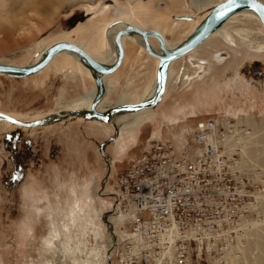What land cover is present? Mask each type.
<instances>
[{
  "label": "rangeland",
  "instance_id": "obj_1",
  "mask_svg": "<svg viewBox=\"0 0 264 264\" xmlns=\"http://www.w3.org/2000/svg\"><path fill=\"white\" fill-rule=\"evenodd\" d=\"M26 2L0 5V24L11 17L24 27L13 32L16 44L0 48L2 63H32L62 39L107 61L108 22L118 17L160 30L174 47L207 11H195L189 0H72L37 11ZM176 15L193 19L175 20ZM124 46L120 66L104 75L102 108L135 102L153 89L156 58L133 40ZM168 68L160 101L123 113L118 126L75 116L21 127L0 117V264H120L125 231L110 183L153 138L171 139L182 150L201 118L230 119L234 157L243 170L264 178V26L258 19L235 14ZM95 89L90 70L63 51L32 75L0 74V112L30 121L87 107ZM252 202L237 256L225 250L220 260L193 258V264H264V189ZM128 226L124 222L126 231Z\"/></svg>",
  "mask_w": 264,
  "mask_h": 264
},
{
  "label": "built area",
  "instance_id": "obj_2",
  "mask_svg": "<svg viewBox=\"0 0 264 264\" xmlns=\"http://www.w3.org/2000/svg\"><path fill=\"white\" fill-rule=\"evenodd\" d=\"M231 128L226 117L201 118L182 150L153 138L115 176L110 195L125 231L120 264H193L220 260L225 250L237 256L264 178L240 167Z\"/></svg>",
  "mask_w": 264,
  "mask_h": 264
},
{
  "label": "water",
  "instance_id": "obj_3",
  "mask_svg": "<svg viewBox=\"0 0 264 264\" xmlns=\"http://www.w3.org/2000/svg\"><path fill=\"white\" fill-rule=\"evenodd\" d=\"M247 9L252 10L264 25V4L260 0H223L211 7L207 15H205L200 20V22L192 29V31L183 39V41L171 49H167L164 46L163 38L158 32L142 30L138 27L126 24L125 27L120 29L116 34V55L114 61L110 64L102 63L94 59L83 48L72 42L64 40L57 41L45 48L42 54L39 55L38 60L34 63H28L25 65L0 63V73H5L15 77H24L32 75L35 72L41 70L56 53L68 51L79 57L83 65H85V67L90 70L96 88L95 94L90 103V107L87 110H59L50 115L30 121H22L3 112H0V117L21 127L40 126L60 120L61 118L75 116L84 117L86 119H95L100 122H111V117H113L115 114L133 112L142 108L153 107L160 101L162 97L169 63L199 45L210 33L221 26V24L229 16L236 12ZM129 33L142 36L148 52L158 59L154 93L151 97L136 103H123L109 107L106 110H97L96 105L101 101L105 93L102 77L103 75L115 71L119 66L123 57V50L119 38L122 34ZM149 34H153L158 37L161 53H156L149 48V45L146 41V36Z\"/></svg>",
  "mask_w": 264,
  "mask_h": 264
},
{
  "label": "bare ground",
  "instance_id": "obj_4",
  "mask_svg": "<svg viewBox=\"0 0 264 264\" xmlns=\"http://www.w3.org/2000/svg\"><path fill=\"white\" fill-rule=\"evenodd\" d=\"M6 1H8V0H0V5L1 6H6L7 5V3H6ZM12 1V0H11ZM25 1H28V2H26V4L29 6H36L34 9H36V11L38 10V8L41 6V5H44L45 6V8L46 9H49V8H51L52 9V6L53 7H55V6H57L58 5V7H60L61 5H63L64 3H67V2H71L72 0H25ZM190 1V3H191V5H192V7L194 8V10L195 11H201L202 9H207V11L202 15V17H201V19L205 16V15H207V13L209 12V10H210V8L211 7H213L215 4H217V3H219V2H221V1H223V0H189ZM262 1H264V0H262ZM261 1V2H262ZM12 3V2H11ZM38 4V5H37ZM264 4V3H263ZM37 6H39V7H37ZM32 8V7H31ZM24 11V10H23ZM32 11H34V10H32ZM22 12V11H21ZM35 12V11H34ZM239 12H241V11H239ZM239 12H236V13H234V14H232L231 16H229L222 24H221V26H219L216 30H219V28L220 27H222L224 24H225V22L230 18V17H233L235 14H238ZM242 12L243 13H249V14H252L253 16H255L257 19H258V21L263 25V23L260 21V19L258 18V16L252 11V10H242ZM5 13V12H4ZM3 13V14H4ZM17 14V13H16ZM20 14V13H19ZM18 14V15H19ZM21 15V14H20ZM25 17V16H24ZM8 17H6L5 19H7ZM17 19H19V18H17ZM24 19V18H23ZM118 19H120V18H118ZM200 19V20H201ZM4 20V19H3ZM8 21L7 22H9V24H5L4 22V24H0V42H2V43H0L1 45H0V48H2L3 46L4 47H10V46H13L14 44H16L17 43V41H12L13 40V32L16 30V29H18L19 30V28H21V29H24V27L22 26L23 25V23H20L21 22V20H20V22H17V23H13V21H12V19H11V17L9 18V19H7ZM200 20L198 21V23L200 22ZM5 21V20H4ZM17 21V20H16ZM19 21V20H18ZM128 24V23H130V22H128V21H125V23L124 24H115V25H113V26H111L108 30H107V36H109L110 38L112 37V41H110V44H111V47H112V57L109 59V60H107V61H100V60H98V61H100V62H102V63H106V64H110V63H112L113 61H114V59H115V50H114V48H113V38H114V34L116 33V31L119 29V28H121V27H124V25L125 24ZM174 23H176V22H174ZM190 23V22H189ZM197 23V24H198ZM196 24V25H197ZM195 25V26H196ZM264 26V25H263ZM215 30V31H216ZM25 31V30H24ZM215 31H213V32H215ZM17 33V32H16ZM211 34V33H210ZM209 34V35H210ZM208 35V36H209ZM164 37V36H163ZM122 41L123 40H127V39H130V40H133V41H135L137 44H139V45H141V40H140V36L138 35V34H134V33H132V34H130V35H124V36H122ZM165 39V38H164ZM148 41H149V43L151 44V46H152V48L153 49H155L154 51L156 52V53H161V50H159V45H158V41H154L153 40V37H149L148 38ZM165 41V47L167 48V49H171V48H174V47H167V43H166V39L164 40ZM183 40H181L179 43H181ZM55 43V42H54ZM178 43V44H179ZM53 44V43H52ZM177 44V45H178ZM176 45V46H177ZM142 46V45H141ZM47 48V47H46ZM45 49V48H44ZM44 49L42 50V52L44 51ZM158 51V52H157ZM61 52H63V51H61ZM64 52H67V53H69L70 55H72L73 57H75L76 59H78L79 60V58L75 55V54H73V53H71V52H68V51H64ZM59 53V52H58ZM42 54V53H41ZM40 54V55H41ZM57 54V53H56ZM55 54V55H56ZM54 55V56H55ZM91 56V55H90ZM92 57V56H91ZM153 57V56H152ZM94 58V57H93ZM157 58V57H156ZM37 60H38V58H37ZM36 60V61H37ZM36 61H34V62H36ZM34 62H32V63H34ZM0 63H2V62H0ZM157 63V62H156ZM157 65V64H156ZM169 65H170V63H169ZM168 65V66H169ZM199 67H201V65H198ZM169 69V68H168ZM168 69H167V71H168ZM38 72V71H37ZM36 73V72H35ZM168 73V72H167ZM0 74H5V73H0ZM104 75H103V77H102V79H103V84H104ZM167 77H168V74H167V76H166V80H167ZM94 80V79H93ZM165 85H166V83H165ZM165 87L166 86H164V90H163V94H165ZM96 90V89H95ZM154 90H155V82H154V85H153V89H152V91L150 92V94L147 96V97H145V98H143V99H140V100H137V101H135V102H129V101H121V102H116V103H113V104H110V105H108L107 107H105V108H102L101 106H100V103H101V101L96 105V109L97 110H106L107 108H109V107H112V106H115V105H119V104H123V103H136V102H139V101H142V100H145V99H147V98H149V97H151L152 95H153V93H154ZM94 94H95V92H94ZM94 94H91L87 99L89 100V102H88V104H87V107H77V106H74V107H70V108H68V109H64V110H74V109H78V110H87V109H89V107H90V103H91V101H92V98H93V96H94ZM162 94V95H163ZM104 95H105V93H104ZM164 96V95H163ZM87 100V101H88ZM73 104H76V103H78V101L77 100H74L73 102H72ZM149 108V107H148ZM142 109H145V108H142ZM142 109H139V110H137V111H140V110H142ZM59 111V110H58ZM133 112H136V111H133ZM125 113H127V112H125ZM123 113H119V114H115L113 117H111V122H113L114 123V125H116V126H118L119 125V123H118V120H117V118L120 116V115H122ZM48 115H50V114H48ZM47 116V115H46ZM39 126V125H38ZM41 126V125H40ZM215 264V263H214Z\"/></svg>",
  "mask_w": 264,
  "mask_h": 264
},
{
  "label": "flooded vegetation",
  "instance_id": "obj_5",
  "mask_svg": "<svg viewBox=\"0 0 264 264\" xmlns=\"http://www.w3.org/2000/svg\"><path fill=\"white\" fill-rule=\"evenodd\" d=\"M119 18V17H118ZM112 19V21H110V22H108V29L111 27V26H113V25H115V24H124L125 23V21H128V20H124V19H122V18H120V19ZM173 18L175 19V20H183V21H187V22H189V21H192V19H193V16L192 15H176V16H173ZM128 22H130V21H128ZM127 24V23H126ZM125 24V25H126ZM129 25H132V26H135V27H138V28H140V29H142V30H148V31H156V32H158L160 35H161V37L163 38V41L166 39L165 38V36L163 35V33L160 31V30H158V29H155V28H147V27H142V26H139V25H136V24H134V23H132V22H130V23H128ZM125 25H124V27H125ZM124 27H121V28H119L117 31H116V33L114 34V38H113V48H114V50H115V37H116V34H117V32L120 30V29H123ZM112 28V27H111ZM107 29V30H108ZM130 34H132V33H129V34H122L121 36H120V43H121V47H122V50H123V57H122V60H121V62H120V64L122 63V61H123V59H124V56H125V46H124V42L126 41V40H123L122 41V36H124V35H130ZM140 36V35H139ZM153 37V40L156 42V41H158V45H159V50H160V44H159V39H158V37L156 36V35H153V34H149V35H147L146 36V41H147V43H148V45H149V48L151 49V50H155V49H153L152 48V46H151V44L149 43V41H148V38L149 37ZM164 36V37H163ZM208 37V36H207ZM165 38V39H164ZM62 40H64V41H69V42H72V43H74V44H76V45H78L79 47H81V48H83L87 53H88V51L84 48V47H82L79 43H76V42H73V41H70V40H65V39H62ZM62 40H60V41H62ZM129 39H127V41H128ZM140 40H141V47L143 48V50L146 52V53H148V54H150L149 52H148V50H147V48H146V46H145V44H144V39H143V37L142 36H140ZM167 40V39H166ZM111 45V44H110ZM164 45H165V41H164ZM198 46V45H197ZM196 46V47H197ZM168 47V46H167ZM195 47V48H196ZM112 48V47H111ZM194 49V48H193ZM192 50V49H191ZM156 51V50H155ZM190 51V50H189ZM158 52V51H157ZM115 53H116V50H115ZM89 54V53H88ZM90 55V54H89ZM116 55V54H115ZM151 55V54H150ZM151 56H153V55H151ZM153 57H155V56H153ZM79 58V57H78ZM156 58V57H155ZM80 60V59H79ZM156 60H157V62H158V59L156 58ZM173 61V60H172ZM171 63V62H170ZM120 64H119V66H120ZM157 64V63H156ZM118 66V67H119ZM251 67H252V70L256 73V74H260V71L258 70V69H256L255 68V66L254 65H251Z\"/></svg>",
  "mask_w": 264,
  "mask_h": 264
}]
</instances>
